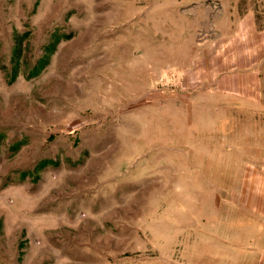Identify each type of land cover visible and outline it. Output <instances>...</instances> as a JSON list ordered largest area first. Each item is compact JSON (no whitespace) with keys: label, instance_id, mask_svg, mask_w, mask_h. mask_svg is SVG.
<instances>
[{"label":"rangeland","instance_id":"374dc122","mask_svg":"<svg viewBox=\"0 0 264 264\" xmlns=\"http://www.w3.org/2000/svg\"><path fill=\"white\" fill-rule=\"evenodd\" d=\"M264 0H0V264H254Z\"/></svg>","mask_w":264,"mask_h":264},{"label":"crops","instance_id":"0c3cea01","mask_svg":"<svg viewBox=\"0 0 264 264\" xmlns=\"http://www.w3.org/2000/svg\"><path fill=\"white\" fill-rule=\"evenodd\" d=\"M251 211L252 214L256 212L257 217L258 216H264V199L262 196L257 195V198L254 200V197H251ZM254 215V214H253ZM263 218V217H260ZM258 217V219H260ZM261 228H263V224H260ZM259 248V252L255 253L254 255V264H264V240H259L257 244Z\"/></svg>","mask_w":264,"mask_h":264}]
</instances>
